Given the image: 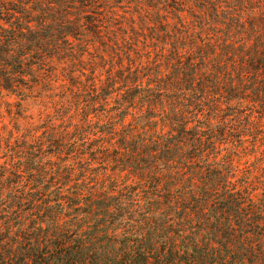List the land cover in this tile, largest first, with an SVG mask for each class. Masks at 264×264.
Returning a JSON list of instances; mask_svg holds the SVG:
<instances>
[{
    "label": "trees",
    "instance_id": "16d2710c",
    "mask_svg": "<svg viewBox=\"0 0 264 264\" xmlns=\"http://www.w3.org/2000/svg\"><path fill=\"white\" fill-rule=\"evenodd\" d=\"M0 264H264V0H0Z\"/></svg>",
    "mask_w": 264,
    "mask_h": 264
},
{
    "label": "rangeland",
    "instance_id": "374dc122",
    "mask_svg": "<svg viewBox=\"0 0 264 264\" xmlns=\"http://www.w3.org/2000/svg\"><path fill=\"white\" fill-rule=\"evenodd\" d=\"M2 94H3V92H2ZM3 95H4V94H3ZM4 98L7 99L8 101H11V102L14 101L13 97H7V96H4ZM30 111H31L33 114H35V110L31 109Z\"/></svg>",
    "mask_w": 264,
    "mask_h": 264
}]
</instances>
